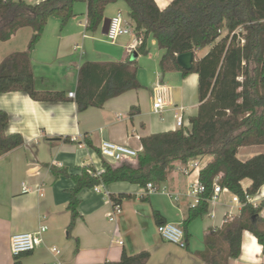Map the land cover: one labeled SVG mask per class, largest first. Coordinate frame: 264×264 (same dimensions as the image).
<instances>
[{
  "label": "crops",
  "instance_id": "0c3cea01",
  "mask_svg": "<svg viewBox=\"0 0 264 264\" xmlns=\"http://www.w3.org/2000/svg\"><path fill=\"white\" fill-rule=\"evenodd\" d=\"M23 1L38 4L43 0ZM173 1L154 0L161 10ZM84 5V11L76 12L63 29L59 19L60 23L49 29L48 20L41 41L30 53L35 88L64 91L67 100L44 103L23 92L0 94V109L7 112L10 122L6 134H20L25 140L23 146L0 156V264H14L11 240L15 234L32 233L41 226L48 227L43 244L24 257L23 264H105L119 261L123 251L129 256L149 251L147 264H204L198 253L205 251L209 231L221 229L227 220L238 217L242 205L233 201L230 191L223 190L211 201L209 211L190 225L192 238L187 247L180 248L163 240L154 211L167 222L182 225L186 210L195 202L189 192L200 171L185 175L180 162L162 184L167 192L150 194L147 202L141 199L143 189L127 182L103 185L101 192H95L94 188L82 190L78 195L79 217L71 232L68 231L72 221L68 207L75 184L66 176L57 177L55 171L64 169L71 175H80L85 166L101 171L103 157L99 148L103 141L141 151V138L178 130V117L191 128L190 119L200 105L197 73L184 77L180 71L160 70L157 83L172 89L173 102L160 114L153 110L154 88L146 92L131 90L112 98L103 108L80 111L68 94L76 93L83 64L125 62L130 57L138 61L144 54H150L147 50L140 54L138 49L128 52L135 36L121 37L112 44L102 35V27L89 34L86 31L88 5ZM126 8L124 13L122 9ZM119 12L132 22L130 8L122 0L109 4L104 19ZM26 29L19 30L8 42L0 41V63L11 53L27 50L33 31L22 33ZM154 44L157 46L155 39ZM209 49L198 52V56H205ZM164 54L163 50L158 57L159 64ZM133 106H138L141 112L131 117ZM261 154H264V145L245 146L239 149L238 158L245 162ZM199 160L203 166L211 162L210 157ZM242 183L246 189L252 182L246 179ZM114 194L129 197L123 200L119 213L110 199ZM251 199L255 206L263 203L264 185ZM261 215L264 216V208ZM54 247L60 254L52 251ZM241 249L240 257L231 258L227 264H264L263 248L251 232L245 231Z\"/></svg>",
  "mask_w": 264,
  "mask_h": 264
},
{
  "label": "trees",
  "instance_id": "16d2710c",
  "mask_svg": "<svg viewBox=\"0 0 264 264\" xmlns=\"http://www.w3.org/2000/svg\"><path fill=\"white\" fill-rule=\"evenodd\" d=\"M119 0H43L29 4L23 0H0V41L8 42L19 30L31 28L33 34L26 51L11 53L0 63V94L23 92L37 102H62L64 91H41L35 88L31 51L41 41L51 17L65 28L75 16V4L88 5L86 31L98 32L104 23L110 3ZM130 8L129 17L135 25V36L141 44L138 53L147 50L148 39L154 37L164 50L160 69L164 73L180 71L184 77L197 73L200 105L190 119L191 128H178L141 138L142 150L136 158L120 164L103 159L99 174L92 166H85L80 175L67 170L55 171L57 177L74 181L69 210L71 232L79 217L78 195L97 185L127 182L139 185L147 192L148 184L160 187L176 170L175 164L210 157L211 162L199 172L197 180L205 190L197 204L190 205L184 215L182 229L188 246L192 234L190 225L209 211L215 186L238 196L242 209L238 217L227 220L221 229H211L206 238L205 251L198 256L204 264H227L241 255L245 231L251 232L263 248L264 216L261 205L255 206L246 196L256 195L264 185V154L241 161L239 149L264 145V0H174L161 10L154 0H122ZM242 39L245 40L241 43ZM199 57L198 52L209 48ZM195 54L193 69L186 71L178 64L179 55ZM75 103L80 111L103 108L112 98L131 90H141L140 66L136 59L125 62H86L79 69ZM133 106L130 116L140 114ZM7 112L0 109V156L25 144L20 134L7 135ZM91 145V143H88ZM250 180L246 189L243 181ZM150 194L142 195L149 201ZM126 195H111L114 204L122 205ZM158 226L167 223L154 211ZM32 252L15 257L14 264ZM150 252L129 256L123 251L119 261L105 264H147Z\"/></svg>",
  "mask_w": 264,
  "mask_h": 264
},
{
  "label": "built area",
  "instance_id": "2783aa9c",
  "mask_svg": "<svg viewBox=\"0 0 264 264\" xmlns=\"http://www.w3.org/2000/svg\"><path fill=\"white\" fill-rule=\"evenodd\" d=\"M111 23L109 26V30L106 37L108 43L116 44L117 41L121 37L126 36H135V25L130 22L129 20L125 19L122 12H119L114 17L110 18ZM135 40L133 43H131L128 46V52L137 50L141 44L140 39L135 36ZM245 40L242 39L241 43H244ZM69 97L72 99H76V93L70 92ZM172 98V89L165 84L157 83L156 86L153 89V110L155 113L160 114L167 106H172L173 102L171 100ZM178 128H185V124L183 121V118L178 117L177 122ZM188 128V127H187ZM99 151L101 153V156L104 160L109 162L110 164H120L124 161H129V159L136 158L141 151L135 150L131 148L128 145L118 144L115 142L110 141H103ZM182 171L185 175H191L192 173H196L197 171H201L204 166L200 162L199 159H195L192 161H189L186 164L182 165ZM102 172L98 171L100 174ZM103 188V185H97V187L94 188L95 192H101V189ZM28 191V189H25ZM205 190V187L203 184H201L198 180L194 183V186L191 188L189 192V196L194 198L195 202L194 204H197L198 202V196L201 192ZM226 189H222L219 185L215 186L214 194L212 197V201L216 200L218 195ZM227 191V190H226ZM158 192H167V188L165 185H160V187H155L151 183L148 184L147 192H144L143 195H146L147 193L153 194ZM252 196H246V199H248L249 202H253V199H251ZM233 201L235 203L241 204L240 199L238 196L233 195ZM174 200H177V198H174ZM115 212L119 213L121 211V205L115 204L114 205ZM48 231L47 226H41L37 231L32 233H20L15 234V236L12 237L11 240V252L16 257L17 255H21L22 253L26 252H32L39 246L43 244V235ZM158 232L161 234L163 240H166L167 242H170L172 244H175L179 246L180 248H185L186 242H185V234L182 229V225L167 222L162 226L158 227ZM52 251L54 253L60 254L59 250L54 247L52 248ZM56 264H60L59 262Z\"/></svg>",
  "mask_w": 264,
  "mask_h": 264
},
{
  "label": "rangeland",
  "instance_id": "374dc122",
  "mask_svg": "<svg viewBox=\"0 0 264 264\" xmlns=\"http://www.w3.org/2000/svg\"><path fill=\"white\" fill-rule=\"evenodd\" d=\"M75 5H76L75 6V13L77 12L80 14L81 11H84L85 5L83 2H77ZM116 8H117V6H116ZM122 10L124 13H127V8L122 9ZM49 22H50L49 29H51V30L53 27H56L58 23H60L59 20L57 18H54V17H51L49 19ZM60 26H61V24H60ZM25 31L26 32H22V33L32 32V29L27 28ZM21 35H24V34H21ZM108 46H110V45H108ZM147 51L150 52L149 55L144 54L142 58L138 59V63L140 66V72H139L138 78H139V82L143 86V89H141L142 92L151 91L152 88H154L153 85L157 84L158 74H159L160 70H162V69H160L158 57H159L160 53L163 52V50L159 49L158 46H156L154 44V37H151V38L149 37L148 44H147ZM202 55L203 54H201L200 57ZM133 59H135V58H133ZM181 176H182V174H181ZM182 177L184 180L187 179L186 176H182Z\"/></svg>",
  "mask_w": 264,
  "mask_h": 264
},
{
  "label": "water",
  "instance_id": "95a60500",
  "mask_svg": "<svg viewBox=\"0 0 264 264\" xmlns=\"http://www.w3.org/2000/svg\"><path fill=\"white\" fill-rule=\"evenodd\" d=\"M110 23H111L110 18L104 19V23L102 26V35L104 36L107 35ZM194 60H195L194 52L179 55L177 58L179 66L186 71H191L193 69L192 67H193Z\"/></svg>",
  "mask_w": 264,
  "mask_h": 264
}]
</instances>
